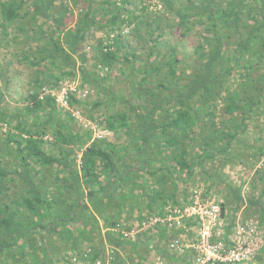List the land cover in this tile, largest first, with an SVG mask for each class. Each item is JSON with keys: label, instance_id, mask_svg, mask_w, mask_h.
<instances>
[{"label": "trees", "instance_id": "16d2710c", "mask_svg": "<svg viewBox=\"0 0 264 264\" xmlns=\"http://www.w3.org/2000/svg\"><path fill=\"white\" fill-rule=\"evenodd\" d=\"M159 2L150 11L159 12L163 7L173 14L181 36L201 29L203 36L194 47L193 63L186 65L176 47L170 46L159 61H150L148 52L146 60L135 67L138 56L124 51L121 39L146 23V8L135 15L127 10V0H0V43L21 47L20 59L35 68L33 91L25 106L8 113L1 106L0 91V127L7 128L4 150L18 161L11 165L13 169L0 163V264H14L11 259L16 255L20 264L29 257L35 264V255L29 250L31 241L38 236L44 242L48 235L67 242L70 253L81 242L92 246L96 240L95 253L103 251L105 244L113 249L111 264L121 260L118 250L125 247L143 262L136 249L154 239L163 240L166 247L165 240L171 234L183 231L158 226L149 241L141 237L129 241L122 238L120 230L129 229L132 220L140 225L146 217L161 215L168 201L177 204L174 189L179 175H194L206 162H213L214 153L230 154L231 143L254 114L264 118L263 111H254L264 101V0H183L179 7L177 0ZM73 9L79 14L66 31ZM160 21L161 16L155 14L154 30L161 28ZM125 28L127 34L123 33ZM97 31L104 35L91 46L89 70V59L82 49L90 34ZM158 39L159 35L153 38L154 43ZM125 63L129 68L124 77L126 93L120 91L122 95L115 97L104 84L113 66ZM160 73L167 85L157 83L147 89L148 78ZM137 75H141L138 80ZM76 78L80 87H92L101 97L90 103L91 108L110 107L102 114L105 126L116 139L125 136L126 143L93 140L89 131L73 129L76 122L69 114L59 118L60 110L53 100L37 99L40 87H55L62 80ZM212 95H222L221 112L227 116L220 130L214 123ZM71 99L82 108L89 106L87 99ZM49 134L48 143L45 137ZM217 140L226 145L217 148ZM255 151L257 160L264 157V146ZM262 171L264 167L258 172ZM11 176L25 185V196L3 195L6 180H14ZM257 179L264 195V173ZM168 186L170 194L165 197ZM143 198L141 205H133ZM187 201L186 195L183 203ZM134 206L138 215L132 219L129 215ZM260 207L264 215V205ZM259 222L264 225L262 219ZM73 224L72 230H57L60 225ZM157 251L166 253L162 248ZM38 252L42 260L48 257L46 247ZM69 257L58 262L67 264Z\"/></svg>", "mask_w": 264, "mask_h": 264}, {"label": "rangeland", "instance_id": "374dc122", "mask_svg": "<svg viewBox=\"0 0 264 264\" xmlns=\"http://www.w3.org/2000/svg\"><path fill=\"white\" fill-rule=\"evenodd\" d=\"M127 1V10L133 12L135 15H138L139 13H141L143 8H146L144 10V14H146L144 21L146 23H144L143 25L139 24L136 30L132 29L131 33H129L128 36L122 37L121 39L124 45L122 49L126 52L131 51L138 56V59L134 62L135 67L141 65L140 61L146 60V55L148 52H150L152 55L149 58L150 61H159L162 55L165 54L170 46L176 47L178 56L183 59V62L186 65L194 62V47L201 39V35L203 36L200 28H196L194 31H191L189 34H187L186 37H183L180 34L182 30L177 25V18L174 17L173 14L167 13L163 7L159 12L150 11L152 8H154L153 5H157L158 3H160L159 0ZM182 2L183 0H177L176 5L179 7ZM78 14L79 10L77 9H73V11L70 13L69 17L71 19V22H67L66 31L73 26V22L77 19ZM155 14L161 16V28L159 30H154V28L157 26L156 23H153ZM148 22L150 23L149 26L147 24ZM152 31H154L153 34H151ZM103 35V32H93L90 34L89 38L83 45L82 51L86 53L89 59V62L87 64L89 70H92L91 61H93V47L91 46H95V39L101 38L103 37ZM158 35V42L154 43L153 38ZM2 42L0 43V91L3 95L1 98V106L8 113H13L16 108H21L26 105V97L31 91H33L35 68H29L20 59V54L22 51L21 47L15 48L16 46H14L13 44L6 45L2 44ZM32 46H34V44H32ZM151 47L152 49H150ZM128 72L129 68L126 63L124 66L115 64L110 71L109 77L107 78L104 85L105 87L111 88V93L115 97L116 95H122L120 91L126 93L127 85L125 83L124 77H126ZM140 77L141 75H137L136 80H138ZM235 77L236 76H233L231 77V79H234ZM73 81L76 83H80L79 78H76ZM157 83H164L167 85L168 80L163 78L162 73L152 74V77L148 78V82L146 83L145 87L151 90ZM81 88H89L92 90V87L90 88L87 86ZM92 91L93 94L88 97L85 102L87 105H89L88 108H81L84 111L85 117L91 116V118H102V114H105L107 112L106 109H109L110 111V107L106 108L103 106H99L94 109L91 108L90 103L101 99V97L98 96V94L95 92V89H93ZM221 96L222 95H212V97L209 98L215 103L216 118H214V123H216V128L218 130L222 129L221 127L224 121L227 119V116L221 112ZM120 108H123V105ZM254 111L255 113H259L257 111L264 112V101L259 106L255 107ZM58 117L61 119L66 118L65 114L61 111H58ZM72 127L74 130H78L80 132L85 131L77 123ZM6 129V127L1 125L0 163L4 168L9 169L10 167L13 169L11 165L16 166L18 164V161L13 160L14 157L12 155H6L7 151L4 150L3 140ZM49 138H51L50 134ZM106 139L108 142H115L118 144H124L127 141V138H125V136L121 135L118 139H116L112 133H110ZM49 142L50 140H48V143ZM217 143V148L224 147L226 145L224 141L220 140H217ZM260 145L264 146V118L262 115L254 114L253 120L249 122L247 128L239 132L238 136H236L235 138V142L231 143V146L229 148L230 154L214 153L213 162H206L201 168L195 170L194 175H191L189 178H184L182 174L179 175V180L176 182V186L174 189L177 204H183L186 195L188 196L190 191L193 188L197 187L201 189L203 194L214 196L217 201L224 204V212L228 221L238 220L244 222L253 220L259 222L261 219L264 221V215L262 214L263 210L260 207V204L264 205V195L261 194L262 184L260 182H256L258 181L257 178L262 173H264L263 171L258 172L261 168L264 167V157H262L260 160L256 159L258 156L255 149ZM44 147L48 153L51 152L48 145H45ZM253 163L255 164L253 165ZM31 174L34 177V173L32 172ZM10 178L14 180H6L7 190L3 189V195H8L9 198L12 196L16 198H19L23 195L25 196L27 191L25 185L17 177L13 178V176H11ZM34 179L37 178L34 177ZM181 180L183 182H181ZM47 182H49L50 184L51 180H48ZM169 188L170 187L168 186L165 197L170 194ZM141 194L143 195L144 192ZM240 199H242L241 202ZM143 200L144 198L141 202L139 201L136 204L133 203V205L139 206L142 204ZM249 201H252L253 203L258 201L259 204L258 206H251ZM171 204L173 203H171V201H168L163 209ZM137 206L133 207L129 218L134 219L137 217ZM153 208L156 207L154 206ZM142 212L145 214L146 210L143 209ZM24 213H26V211H24ZM123 215L125 214H122V216ZM155 216L146 217V221H149V218ZM130 222V224H133L132 226L137 225L136 220H132ZM99 223L100 228H103V223L101 221ZM121 223L122 227L126 226L125 222L121 221ZM73 227H75L74 224L70 226L60 225L58 226L57 230L66 232L69 229L72 230ZM82 229L83 233L87 234V229ZM153 229H149L153 232H150L146 235L141 234L144 231H139L137 237H141L144 238L145 241H149L150 237H152L155 231H157L156 229ZM42 235H44V233H42ZM48 237L43 238L44 242H40L38 236L34 237L33 241H31L33 246L32 249L30 248L29 250L35 255V264H64L58 262V259L63 256H66L67 259L70 254L79 253L86 249L95 250L96 248V246L93 247V244L96 242V240L90 243V245L92 246L86 245L84 244V242H81L80 245L76 248V251L70 253L68 249V243L63 239H60L58 237H51L49 235ZM92 237H94V233L92 234ZM137 237L136 239H138ZM168 239L169 238H167V240ZM167 240H165L166 243ZM81 241H84L83 238ZM43 246L46 247L48 257L42 260L38 251L40 250V247ZM160 248L165 250V255H160L158 253L157 250ZM108 249L112 248L105 244L103 251L97 253L104 254V252ZM136 251L143 257V262H139L134 252H132L129 247H125L124 249L118 250L121 260H116L115 264H152L153 258L156 255L163 257L166 260L167 264H185V262L190 259L189 253L177 255L176 253L169 252L166 249L163 240L160 241L154 239L153 241L149 242L148 246H140L138 249H136ZM29 258H27L28 261H26L25 264H31L32 259ZM12 262L14 264H20V260L17 255L13 259H11V263ZM253 264H264V256H262L261 260H256V262Z\"/></svg>", "mask_w": 264, "mask_h": 264}, {"label": "built area", "instance_id": "2783aa9c", "mask_svg": "<svg viewBox=\"0 0 264 264\" xmlns=\"http://www.w3.org/2000/svg\"><path fill=\"white\" fill-rule=\"evenodd\" d=\"M128 29H123L127 34ZM93 94L89 88H81L79 83L68 79L60 81L55 87L44 85L37 92V99L53 100L57 109L67 113L82 127L89 131L93 140H105L110 132L102 118L93 120L84 116L81 106L72 104L71 98L82 101ZM49 139V137H45ZM164 227L172 234L166 243L171 253L183 255L189 253L190 259L185 264H253L264 252V225L258 221H228L222 203L214 196L203 194L200 188H193L188 201L183 204H171L163 209L161 215L149 218L140 225L127 230L121 229L123 239L135 241L139 231L154 227ZM113 249L104 254L86 249L70 255L67 264H111ZM152 264H167L166 260L156 255Z\"/></svg>", "mask_w": 264, "mask_h": 264}]
</instances>
